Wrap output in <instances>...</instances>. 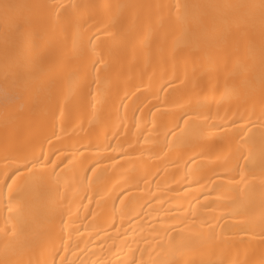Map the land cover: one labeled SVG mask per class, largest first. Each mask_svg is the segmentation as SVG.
I'll return each instance as SVG.
<instances>
[{
  "label": "bare ground",
  "instance_id": "1",
  "mask_svg": "<svg viewBox=\"0 0 264 264\" xmlns=\"http://www.w3.org/2000/svg\"><path fill=\"white\" fill-rule=\"evenodd\" d=\"M0 264H264V0H0Z\"/></svg>",
  "mask_w": 264,
  "mask_h": 264
}]
</instances>
